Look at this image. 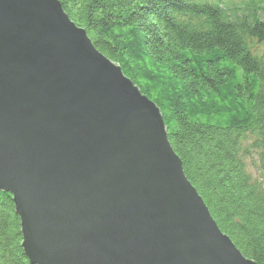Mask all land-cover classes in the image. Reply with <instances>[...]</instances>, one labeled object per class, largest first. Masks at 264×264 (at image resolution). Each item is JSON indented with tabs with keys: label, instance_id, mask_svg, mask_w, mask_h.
Segmentation results:
<instances>
[{
	"label": "water",
	"instance_id": "1",
	"mask_svg": "<svg viewBox=\"0 0 264 264\" xmlns=\"http://www.w3.org/2000/svg\"><path fill=\"white\" fill-rule=\"evenodd\" d=\"M0 192L30 264H256L187 178L161 109L58 0H0Z\"/></svg>",
	"mask_w": 264,
	"mask_h": 264
},
{
	"label": "trees",
	"instance_id": "2",
	"mask_svg": "<svg viewBox=\"0 0 264 264\" xmlns=\"http://www.w3.org/2000/svg\"><path fill=\"white\" fill-rule=\"evenodd\" d=\"M58 1L161 109L219 228L264 264V0ZM21 243L12 197L0 192V264H30Z\"/></svg>",
	"mask_w": 264,
	"mask_h": 264
},
{
	"label": "rangeland",
	"instance_id": "3",
	"mask_svg": "<svg viewBox=\"0 0 264 264\" xmlns=\"http://www.w3.org/2000/svg\"><path fill=\"white\" fill-rule=\"evenodd\" d=\"M247 164H248V170L249 172H251L253 174L254 177H258V173L255 169V167H257L258 162L256 161H251L250 159L246 160Z\"/></svg>",
	"mask_w": 264,
	"mask_h": 264
},
{
	"label": "bare ground",
	"instance_id": "4",
	"mask_svg": "<svg viewBox=\"0 0 264 264\" xmlns=\"http://www.w3.org/2000/svg\"><path fill=\"white\" fill-rule=\"evenodd\" d=\"M66 12V11H65Z\"/></svg>",
	"mask_w": 264,
	"mask_h": 264
}]
</instances>
